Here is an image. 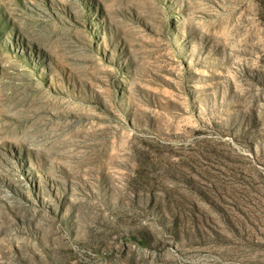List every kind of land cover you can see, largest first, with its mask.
<instances>
[{"label": "rangeland", "instance_id": "rangeland-1", "mask_svg": "<svg viewBox=\"0 0 264 264\" xmlns=\"http://www.w3.org/2000/svg\"><path fill=\"white\" fill-rule=\"evenodd\" d=\"M0 264H264V0H0Z\"/></svg>", "mask_w": 264, "mask_h": 264}]
</instances>
